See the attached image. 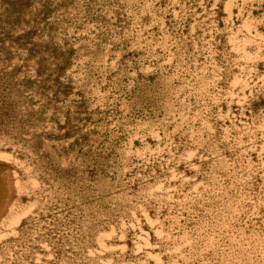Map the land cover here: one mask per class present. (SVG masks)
<instances>
[{
    "label": "bare ground",
    "instance_id": "obj_1",
    "mask_svg": "<svg viewBox=\"0 0 264 264\" xmlns=\"http://www.w3.org/2000/svg\"><path fill=\"white\" fill-rule=\"evenodd\" d=\"M6 1L0 264H264V12Z\"/></svg>",
    "mask_w": 264,
    "mask_h": 264
},
{
    "label": "rangeland",
    "instance_id": "obj_2",
    "mask_svg": "<svg viewBox=\"0 0 264 264\" xmlns=\"http://www.w3.org/2000/svg\"><path fill=\"white\" fill-rule=\"evenodd\" d=\"M2 1H4V2H5L4 4L7 5V4H6V3H7L6 0H1V2H2ZM10 1H11V0H9V2H10ZM1 2H0V3H1ZM11 2H12V1H11ZM23 3H24V0H23V1H15V0H14V3L12 2L11 4H14V6L16 7L17 5H22ZM1 4H3V2H2ZM9 4H10V3H9ZM252 4L254 5V7H253ZM258 4H259V5H258ZM251 5H252L253 8H251ZM11 6H12V5H11ZM250 8L252 9V10H251L252 12L254 11L253 13H254L255 15H256V14H257V15L261 14L262 12H264V0H258V1H257V0H254V1L251 0V1H250ZM1 12H3V11H0V13H1ZM4 17H5L7 20H10V21L12 20L13 17H11V15H7V14L1 16V18H0V24H1V26L4 27V25L6 24L5 26L7 27V25H9L11 22H10V23H6ZM2 18H3V19H2ZM25 20H26V21H25ZM25 20L23 21V23H21V24H19V25L17 24L18 27L15 26V28H17V30H18V29H20V25H22V27H23L24 25H26V27L24 26L25 29L23 28L22 30L28 32L27 34L31 35V34L33 33V31H32L33 28H31V27L27 24V18H26ZM7 22H9V21H7ZM25 22H26V23H25ZM1 26H0V27H1ZM27 26H28V27H27ZM22 27H21V28H22ZM4 28H5V27H4ZM0 29H1V28H0ZM5 29H6V28H5ZM10 29H11V28H10ZM12 29H13V28H12ZM1 30H2V29H1ZM15 30H16V29H14V31H15ZM17 30H16V31H17ZM22 30H21V32H22ZM2 31H4V30H2ZM6 31H9L8 28L6 29ZM11 31H12V33H13V30H10V33H11ZM16 31H15V33H16ZM17 32H18V31H17ZM19 32H20V30H19ZM19 32H18V33H19ZM4 33H5V32H4ZM8 33H9V32H8ZM12 33H11V34H12ZM22 33L24 34V32H22ZM0 34H1V31H0ZM13 34H14V33H13ZM13 34H12V36H10V35H7V34L5 33V36H6L7 38H10L11 41H14V42H13L14 44H15V43H16L17 45L20 44L19 46L22 47V48L20 47V50H21V49H23V50H22V51L18 50V49H19V47H18V48L16 49V51L21 52L22 55H23V52H24L23 42L25 41V39H23V38H19V40H20L19 42H20V43H19V42L17 43V40H16L17 38H16ZM25 34H26V33H25ZM25 34H24V36H25ZM16 35H18V34H16ZM13 36L16 38L15 40H14V37H13ZM1 37H3V36L1 35ZM6 37H5V38H6ZM11 37H12V38H11ZM18 37H19V36H18ZM20 37H23V35L20 36ZM7 38H6V39H7ZM25 38H26V37H25ZM0 39H1V38H0ZM2 39H3V38H2ZM21 39H22V40H21ZM3 40H4V39H3ZM23 40H24V41H23ZM8 41H9V40H7V42L3 41V42H5V44H6L7 47H9L7 44H10V43H11V41H10V43H8ZM21 41H22V43H21ZM1 44H2V41H1ZM16 44H15V45H16ZM21 44H22V45H21ZM15 45H13V46L15 47ZM17 45H16V47H17ZM33 45H34V44H33ZM0 46H1V45H0ZM41 46H42V45H40V51H42V50H44V49L47 50V48L44 47V49H43V48H42L43 46H42V47H41ZM1 47H2V46H1ZM11 47H12V45H11ZM11 47H9V48H10V49H9L10 51H11ZM14 47H12V51H11V52H14V51H15ZM16 47H15V48H16ZM29 47H30V46H28V48H29ZM28 48H27V49H28ZM5 49H7V48H5ZM1 50H3V48H1ZM1 50H0V51H1ZM7 50H8V49H7ZM13 50H14V51H13ZM3 51H4V50H3ZM3 51H1V52H3ZM5 51H6V50H5ZM5 51H4V52H5ZM18 52H16V53L18 54ZM45 52H47V51H45ZM6 53L9 54L7 51H6ZM14 54H15V53H14ZM1 55L4 56L3 54H1ZM1 55H0V56H1ZM19 55H20V54H19ZM5 56H6V54H5ZM8 56H10V57L12 58L13 55L11 56V53H10ZM8 56H6L5 58H2V57H0V58L6 60V59L8 58ZM17 56H18V55H16V57H15V56H14V57L17 58ZM19 57H20V56H19ZM22 57H23V56H21V59H22ZM1 59H0V100H3V97H2V95H1V93L6 92V91H5V87H7V86H9V85L11 86V84H12V86L14 85V86L12 87V90L15 91V89H16V92H17V88L21 87V89H19V90H22V89H23L22 86L25 87V85H27V84L29 85V83L31 82V80H35V81H36V79H38V78L34 79V76L31 75V74L34 73L35 76H37V75L39 76L40 74L42 75V73H41L42 70H40V73H39V70H38V71H36V70H32L34 66L28 64V62H25L24 66H23V62H22V64L18 63L19 68H20V66H21V67L23 66V67H22L23 69L21 68L22 70H20V69H14V68H13L14 66H10V62L7 61V60L5 61L6 64H4V61H3V64H2V63H1V61H2ZM8 60H9V58H8ZM18 60H19V59H18ZM10 61L13 62V64H15L14 61H16V59H13V61H12V59H10ZM7 62H8L9 64H8ZM17 62H19V61H17ZM17 62H16V64H15L16 67H17ZM7 64H8V65H7ZM13 64H11V65H13ZM6 65H7V66H6ZM9 66L12 67V70L9 68ZM52 66H53V65H51V67H52ZM6 67H8L9 70H6V69H8V68H6ZM16 67H15V68H16ZM24 67H25V68H28V69H30V70L33 71V73H32L31 71L28 72V71H29L28 69L26 70V73H30V75L33 76V78H32L31 80H30V77L27 76L26 73H24V71H25V70H24ZM38 67L40 68V66H38ZM51 67H50V68H51ZM53 67H54V66H53ZM1 68H2V69H1ZM17 68H18V67H17ZM41 68H42V67H41ZM13 69H14L15 71H14ZM49 70L52 71L53 68H52V69H49ZM49 70H48V71H49ZM18 71H19V72H18ZM48 71H47L46 74H49V72H50V75H51V73H52V74L54 73L53 71H52V72H51V71L48 72ZM15 72H16V73H15ZM37 72H38L39 74H36ZM12 74H13V75H12ZM25 75H26L27 77H26ZM28 75H29V74H28ZM50 75L47 76V77H45V78L43 77V78H44V81H42V82H48V84H49V83L51 84V82H52L53 80H50L49 78L52 79V78L54 77V78H53V79H54V82H52V83L54 84L57 78L55 79V77H56L55 74H54V75H51V77H50ZM14 76H15V77H14ZM24 76H25V77H24ZM52 76H53V77H52ZM16 77H17V79H16ZM21 77H22V78H21ZM48 77H49V78H48ZM28 78H29V79H28ZM39 78H40L41 80H43V79L41 78V76H40ZM13 79H14V80H13ZM15 79H16V80H15ZM21 79H22V80H21ZM40 79H39V80H40ZM17 80H18V81H17ZM24 80H25V81H24ZM41 80H40L39 82H41ZM35 81H34V82H35ZM10 82H11V83H10ZM22 82H23L24 84H22ZM27 82H28V83H27ZM34 82L32 81L33 84H34ZM36 82L39 84L38 80H37ZM9 83H10V84H9ZM14 83H15V84H14ZM17 83H18V84H17ZM20 83H21V85H20ZM37 83H36V84H37ZM57 83H58V82L56 81L55 84H57ZM16 84H17V86H16ZM36 84H34V85H36ZM38 84H37V85H38ZM39 86H42V87H39ZM39 86H38V89H39V90H42V88L44 87V85H42V83H41V85H39ZM54 86H56V85H54ZM14 87H15V88H14ZM14 91H13V92H14ZM22 94H23V96L25 95V93H22ZM7 97H9V95H7ZM7 97H6V98H7ZM20 100H21V99H20ZM20 100H19V101H20ZM19 101H18V102H19ZM15 103H16V102H15ZM18 105H19V104H18ZM21 109H22V106H21ZM77 126H78L77 129H78V128H79V125H77Z\"/></svg>",
    "mask_w": 264,
    "mask_h": 264
}]
</instances>
